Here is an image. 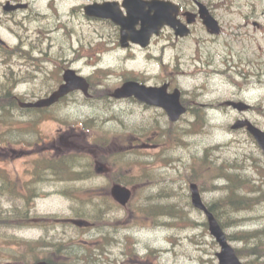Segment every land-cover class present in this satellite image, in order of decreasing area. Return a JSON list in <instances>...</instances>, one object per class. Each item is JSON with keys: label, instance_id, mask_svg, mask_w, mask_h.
Here are the masks:
<instances>
[{"label": "rangeland", "instance_id": "rangeland-1", "mask_svg": "<svg viewBox=\"0 0 264 264\" xmlns=\"http://www.w3.org/2000/svg\"><path fill=\"white\" fill-rule=\"evenodd\" d=\"M210 1H213L211 8L223 26L221 35L211 36L198 25L200 27L195 36L197 43L186 39L178 45L176 51H168L164 59L166 65L148 60L147 54L150 52L137 47L129 54L121 49L112 51L113 53H102L98 63L92 58V65L87 64L86 60L75 65L81 74L92 77V84L97 90H101L97 85L102 82L107 85L106 90H109L119 86L124 77L130 76L148 84L171 81L183 90L184 97L190 101L192 108L180 121L171 123L161 109L147 108L129 99L113 100L104 96L101 99L94 98L91 102L79 95L69 100L64 110L57 111L75 123L78 120L92 119V135L107 141L105 149L112 165L124 166L129 187L135 188V194L127 208H116L117 211L107 215L109 224L101 214H92L94 207L99 205L103 208V201L108 202L107 195L97 191L92 211L82 213L71 207L73 201L65 195L48 192L37 197L34 210L41 215L52 214L62 218L58 224L46 226L45 230H50V235L56 239L62 238V252H74L77 257L85 259L81 264H218L216 253L220 251V246L206 225L207 218L204 213L192 205L189 206V183L194 181L199 184L206 203L223 201L230 196L231 191L226 185L228 175L218 170L221 162L242 170L238 172L230 167L226 173L232 171V174L244 177L243 180L248 177L250 182L244 190L253 192L255 186L258 187L256 192L246 193L248 201H256L252 208H241L239 213L227 211V214L238 217L242 222V225H229L227 231L234 232L232 236L235 237L244 230L256 231L264 228V153L245 129H231V125L241 118L250 119L264 130V0ZM99 29L103 30L101 27ZM100 40L99 32L95 34L92 26V44ZM94 47L100 50L104 48ZM151 54L158 56L160 52L154 47L151 48ZM227 58L234 66H229L230 71L227 68L224 70H228L227 73L211 72L212 67L223 69ZM54 68L52 63L39 68H10L0 64V90L9 92L12 85L18 82L16 92L29 99L30 96L26 93L40 88L41 84H44V88L54 82L53 75H49ZM11 71L14 76L7 80L11 76L5 74ZM29 72L35 76V82L29 81ZM205 100H212L214 106L227 100H244L252 108L239 112L226 105L225 109L213 107L214 109L207 112L209 125L203 128L200 125L203 115L199 106ZM57 112L53 111L55 114ZM14 116L15 133L20 135L28 131L26 137L31 142L36 138L42 139L35 147L28 146L21 155L14 154L16 157L8 146L4 147L7 151L5 154L0 153V171L19 180L20 185L22 180L29 178L24 168L29 166L30 159L19 156L44 153L48 149L65 151L68 148L89 146L87 143L90 135L82 129L72 130L69 125L49 118L26 130L25 127L30 124L28 120L38 116L21 109L16 110ZM6 119H10V116ZM129 120L130 128L121 127V124ZM138 127L144 129L134 133V129ZM5 128L6 124H1L0 131ZM125 133L128 135L127 143L123 145L120 135ZM61 135H64L62 141ZM139 136L141 138L136 142L135 139ZM59 140L61 143H58ZM70 140L73 142H69ZM100 151L99 148L95 150L92 143V156L99 157ZM114 152H119L117 158L110 155ZM6 160L9 162H4ZM209 162L214 164L211 165L214 170L207 178ZM100 183L106 184L103 177L92 179V187ZM144 184L147 186L142 188ZM213 184L219 188L213 189ZM48 189L53 190L55 187L49 186ZM162 195L168 196L173 202V207L168 210L169 218L182 214L188 219L187 222L171 226L164 223L159 226L158 223H163L162 219L167 216H159L163 211L155 206L163 200H169H161ZM79 198L86 203V198L90 197ZM2 202L4 207L9 205L6 199ZM112 202L114 201L111 200L109 204ZM163 203L167 204L166 201ZM143 210L154 217L142 218ZM6 216H11V212L0 211V234H8L18 242L8 243L0 239V264L16 261L8 252H28L31 249L42 253L56 251L42 248L36 242L44 234V229L38 226L33 228L20 220H15L13 224ZM69 219H85L93 226L87 229V233L86 230L78 231ZM64 220L68 221L63 222ZM11 224L12 229L6 228ZM188 224H193L196 228L191 229L186 226ZM71 237L72 241H68ZM232 243L245 254V264L263 263L264 244H257L255 240L252 245L245 247L244 242L238 238H234Z\"/></svg>", "mask_w": 264, "mask_h": 264}, {"label": "flooded vegetation", "instance_id": "flooded-vegetation-1", "mask_svg": "<svg viewBox=\"0 0 264 264\" xmlns=\"http://www.w3.org/2000/svg\"><path fill=\"white\" fill-rule=\"evenodd\" d=\"M156 1L159 0H0V64L10 68L14 66L39 68L50 63L54 65L52 73L55 77L54 84L44 88V84H41L40 88L26 93L33 99L50 95L65 82L66 70L75 68V65L82 60L92 65V58H95L98 63L102 53H113L112 51L121 49L129 54L134 47H137L142 51L150 52L147 54L148 60L166 65L164 59L168 51H176L178 45L186 39H191L196 44L195 36L198 27H203L205 31L207 29L201 18L192 15L199 10L198 0H164L179 5L178 18L190 27L189 35L185 37L178 35L168 21L163 24L161 17L168 20L171 13L166 3L161 4ZM109 2L114 4L112 13L124 20V28L113 24L112 19L92 16V4ZM210 10L212 11L211 8ZM173 15L176 16L175 12ZM189 18L193 19L192 23L188 22ZM92 26L95 34L99 32L101 39L93 44ZM122 29L125 34L124 39ZM130 35H134L136 39L129 37ZM94 46L104 48L100 50ZM154 47L161 56L151 54V48ZM229 65L234 67L233 64ZM211 72L219 73L215 70ZM9 74L10 72L5 76ZM29 74L31 75L29 81L35 82L33 73L29 72ZM165 82L170 83V90L174 89H172L171 81H162V83ZM16 88L13 92L7 93L8 97L19 98ZM78 92H70L61 98L56 106L62 109L65 99L73 97ZM58 132L60 133V129ZM8 137L9 139L4 142L13 146L15 133L12 130L8 131ZM60 139L64 140V135H61ZM12 152L16 151L12 150ZM29 168L25 167L24 171L28 173ZM2 178L5 180L1 182L0 176V193H12L11 186L16 179ZM31 178L30 176L22 181L20 187L22 193H29L27 184ZM23 255L34 254L24 253ZM57 255L60 258H66L72 254L58 253ZM9 264H22V262L12 261Z\"/></svg>", "mask_w": 264, "mask_h": 264}, {"label": "water", "instance_id": "water-1", "mask_svg": "<svg viewBox=\"0 0 264 264\" xmlns=\"http://www.w3.org/2000/svg\"><path fill=\"white\" fill-rule=\"evenodd\" d=\"M172 4V3H171ZM113 3H104V4H95L92 5V14H97L101 17H113L114 20L117 22V17L115 15L110 14L113 11ZM200 11L199 14L201 18L204 20L208 30L211 33H219L221 28L219 25L218 20L210 13L208 7L199 2ZM113 7V8H112ZM176 9H175V8ZM171 15L170 19L165 20L164 17H161V20L164 23L168 21L173 27L176 28L177 33L181 35H187L189 33L188 27L182 23L178 15V7L175 4H172L168 7ZM173 12L176 13V16L173 15ZM162 12L160 13V15ZM189 22H193V19L189 18ZM162 24V23H161ZM124 33V32H123ZM125 37V34H124ZM129 37L136 39L134 35H130ZM144 44H147L144 42ZM72 74H66V79L68 84L61 86V88L56 91L52 96L47 99H42L37 102H30V103H22L23 106H48L56 102L61 96L66 94L68 91L74 89V87H83L86 92H88L89 84L86 79L82 76H74V72L70 71ZM74 74V75H73ZM136 96L139 100L144 101L149 104H154L158 106L164 107L170 118L172 120H177L181 114L186 111V108L180 102V90L176 89L173 93L168 92V84H165L161 87H153V86H146L140 84L136 81H127L121 87L117 88L113 93L115 97H129V96ZM230 104L234 105L236 108L240 110H245L249 108V105L244 102H230ZM242 126H247L249 131L256 137L260 145L264 150V131L255 126L250 120H238L233 127L239 128ZM191 189L193 191V201L197 207L202 208L210 222V231L213 236H215L216 240L221 245V251L217 253L219 257V264H243L240 260L239 256L236 253L234 247L229 243L227 239V235L224 232L223 228L221 227L220 223L216 219V217L208 210L206 205L202 202L199 188L196 184L191 185ZM114 193L117 199L122 203L125 204L130 198V191L125 187L116 186ZM38 264H48L46 262H40Z\"/></svg>", "mask_w": 264, "mask_h": 264}, {"label": "trees", "instance_id": "trees-1", "mask_svg": "<svg viewBox=\"0 0 264 264\" xmlns=\"http://www.w3.org/2000/svg\"><path fill=\"white\" fill-rule=\"evenodd\" d=\"M10 102H11V100L8 98L0 97V105L1 106L4 107L8 104L10 105ZM13 105H14V103H13ZM211 165H214V164L209 162L210 168H212ZM230 167L231 166H229L226 163H221V165L218 166V170L220 173L228 175L226 179L228 181L227 186L230 188V191H231L230 196L226 197L223 201H214L209 206L210 209L216 214V217L220 220V222L224 228H225V224L227 223V221H225V219H224L225 217L223 218V214H227V211L231 210V209H229L230 206H227L229 204V202H230V204L240 205V208H245V209L247 207L252 208L254 206V203L256 202L254 200L248 201V197H247L246 192H243L244 187L250 182L248 177L246 178V180H243L244 177H238V175H236V173L232 174L233 173L232 171H229L226 173V170ZM239 174H241V173H239ZM16 192H17V189H16ZM262 196L264 197V194H262ZM18 197H21V196H18ZM6 198L11 200V198H13V197L7 196ZM1 199H2V197H0V200ZM0 203H1V201H0ZM109 205H111L112 207L107 206L106 208H104V207L102 208L99 205L97 207H94V209H93L94 211H92V214H94L96 216H99V214H101L102 218H105L107 220L108 214L112 213L113 211H117L116 208L114 207V205H115L114 203L109 204ZM170 207L172 208L173 206H170ZM155 208H160L163 211L159 216H167V217L170 216V213L168 212L169 207L166 204L164 205L162 203L160 205H156ZM12 210H13V212L11 213V216H6L7 219H11L13 222H15V220H20L21 222H23V224L27 223V221L29 220V218H28L29 207L27 205H20V204L16 203L13 206ZM0 211H1V209H0ZM53 219L56 221L59 218L57 215L48 216V220H47V222H45V224L46 225L52 224L54 222ZM245 234H247L248 236H245ZM229 237H230V239H234V238L240 239L241 241L244 242L243 246H245V247L252 245L255 240L257 241V244H264V228L260 229V230H256V231H245L244 230L242 233H240V235L239 234L235 235V237H233L232 235H229ZM249 237L251 238V242H249ZM47 245L49 248H52L56 251H61L63 246H64L63 242L59 239H56V238H49ZM238 254L242 258L245 257V254L243 253V251L241 249H238ZM49 261H52L51 257H49Z\"/></svg>", "mask_w": 264, "mask_h": 264}, {"label": "bare ground", "instance_id": "bare-ground-1", "mask_svg": "<svg viewBox=\"0 0 264 264\" xmlns=\"http://www.w3.org/2000/svg\"><path fill=\"white\" fill-rule=\"evenodd\" d=\"M86 78H87V81H92V77H88V76H86ZM130 122H131V120H129V122L127 123V126H129V124H130ZM142 123V120H141V122L139 123L138 122V124L140 125ZM108 124V123H107ZM137 124V125H138ZM138 128H140V127H138ZM188 142V141H187ZM213 189H215V188H213ZM164 198H168V196H166V195H162V198H161V200H163ZM169 200H163V201H166V203H167V206L169 207V208H171L170 206H173V202H172V200L170 199V198H168ZM163 201H161L159 204H157V205H160V204H162L163 203ZM227 206H230L229 207V209H231V211L232 212H235V213H239V212H241L242 210H241V208H240V205H237V204H230V202H229V204L227 205ZM223 210V209H222ZM230 211V210H229ZM225 217V218H224ZM223 218L225 219V221H227V223L225 224V229H226V231H227V227L229 226V225H233V226H237V225H240L242 222H241V220L238 218V217H234V216H232L230 213L229 214H223ZM242 225V224H241ZM227 233L229 234V235H233V233H229L228 231H227Z\"/></svg>", "mask_w": 264, "mask_h": 264}]
</instances>
